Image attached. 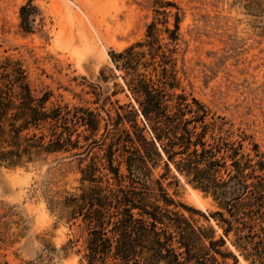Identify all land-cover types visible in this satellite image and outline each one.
<instances>
[{"label":"trees","instance_id":"1","mask_svg":"<svg viewBox=\"0 0 264 264\" xmlns=\"http://www.w3.org/2000/svg\"><path fill=\"white\" fill-rule=\"evenodd\" d=\"M262 1L246 0L245 7ZM153 13L144 40L109 52L129 98L115 117L52 103L48 90L36 95L22 64L0 58V166L88 158L77 187L47 181L39 189L49 214L81 232L61 247L77 246L79 264H264L263 153L179 89L171 55L179 9L158 3ZM18 17L27 34L42 22L34 0L19 7ZM166 45L173 46L169 54ZM178 176L210 197L215 210L174 201L168 187ZM24 230L13 208L0 213V246H13ZM43 246L56 252L47 241Z\"/></svg>","mask_w":264,"mask_h":264},{"label":"rangeland","instance_id":"2","mask_svg":"<svg viewBox=\"0 0 264 264\" xmlns=\"http://www.w3.org/2000/svg\"><path fill=\"white\" fill-rule=\"evenodd\" d=\"M25 2L0 0V58L22 64L36 95L48 90L52 103L88 107L103 119L129 102L109 52L144 40L158 3L175 5L180 38L171 55L179 89L223 117L231 133L250 136L264 156V1L248 10L246 0H34L42 22L28 34L18 17ZM59 159L27 168L0 166V213L13 208L25 228L16 244L0 246V264H79L77 246L69 252L61 247L81 232L49 214L39 189L47 181L77 187L78 170L89 160ZM177 179L168 187L174 201L215 210L210 197ZM43 241L56 252L46 253Z\"/></svg>","mask_w":264,"mask_h":264}]
</instances>
